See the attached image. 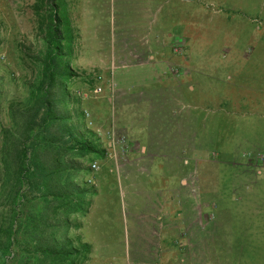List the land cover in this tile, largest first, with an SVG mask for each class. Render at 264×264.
Listing matches in <instances>:
<instances>
[{
    "label": "rangeland",
    "instance_id": "obj_1",
    "mask_svg": "<svg viewBox=\"0 0 264 264\" xmlns=\"http://www.w3.org/2000/svg\"><path fill=\"white\" fill-rule=\"evenodd\" d=\"M52 14L71 32L68 122L99 148L47 151L36 125L26 141L28 157L63 153L86 189L84 211L57 207L54 239L90 246L76 264H264V0H0V177Z\"/></svg>",
    "mask_w": 264,
    "mask_h": 264
},
{
    "label": "trees",
    "instance_id": "obj_2",
    "mask_svg": "<svg viewBox=\"0 0 264 264\" xmlns=\"http://www.w3.org/2000/svg\"><path fill=\"white\" fill-rule=\"evenodd\" d=\"M64 15L65 13L63 21L66 19ZM53 16L54 14L50 16L49 24L44 28L46 46L39 81L31 87L27 103L9 104L16 132L6 129L3 136L1 160L4 173L0 177V192L9 200V206L0 212V264H8L11 259H14L15 264H56L55 262H64L67 258V264H76L81 255L83 259L87 257L90 249L87 243L80 241L77 242L79 247L75 246L65 232L64 238L58 242L54 239L53 232L49 231L53 225L51 217L57 214V207L63 208L62 213L68 214L84 211L88 204L85 200V187L76 188L70 180L74 173H71L72 165H69L61 152L53 154L55 156L50 158V164L40 158L43 149L40 152L35 150L30 157L27 155L26 141L35 133V125L42 138V146L44 149L48 148L47 151L65 149L66 142L69 143L67 147H72L79 154L99 149L83 137L77 125L68 122L70 114L66 107V97L69 95L64 88L71 72L61 57V41L69 40L71 32L68 21L63 29H59L60 22H53ZM56 86L57 91L54 90ZM64 138L68 140L64 141ZM24 180H27L26 190L32 195V199H39L37 208L27 215L22 214L23 210L20 208V205L23 204L24 207L26 201H29L21 193ZM35 189L40 191L38 197L33 193ZM62 222L67 231L69 221L64 217ZM23 243L27 250H23L25 253L19 257ZM23 256L26 258L21 259Z\"/></svg>",
    "mask_w": 264,
    "mask_h": 264
},
{
    "label": "crops",
    "instance_id": "obj_3",
    "mask_svg": "<svg viewBox=\"0 0 264 264\" xmlns=\"http://www.w3.org/2000/svg\"><path fill=\"white\" fill-rule=\"evenodd\" d=\"M154 57H155V56L153 55L152 58H154ZM152 58H151V59H152ZM151 71L153 72V70H151ZM121 84H123V83H121ZM124 86H125V85H124ZM125 88L130 89V86H126ZM140 107H142V106H140ZM153 112H154V111H153ZM137 120H138V119H134V121H132V122L130 121V123H131V124H134V125H137V122H138ZM124 122H126V123L129 124V121H128V122H127V121H124ZM138 130H140V129H138ZM141 135L144 136L143 133H141ZM142 136L139 137V141H143ZM144 149H145V148L143 147V150H144ZM166 203H168V202H166ZM171 220H172V219H171Z\"/></svg>",
    "mask_w": 264,
    "mask_h": 264
},
{
    "label": "built area",
    "instance_id": "obj_4",
    "mask_svg": "<svg viewBox=\"0 0 264 264\" xmlns=\"http://www.w3.org/2000/svg\"><path fill=\"white\" fill-rule=\"evenodd\" d=\"M93 92H94V93H99V92H101V87H95V88L93 89ZM92 167H93V168H97V164H96V162H94V163L92 164Z\"/></svg>",
    "mask_w": 264,
    "mask_h": 264
}]
</instances>
